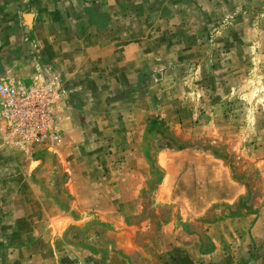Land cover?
Returning <instances> with one entry per match:
<instances>
[{
  "label": "rangeland",
  "instance_id": "rangeland-1",
  "mask_svg": "<svg viewBox=\"0 0 264 264\" xmlns=\"http://www.w3.org/2000/svg\"><path fill=\"white\" fill-rule=\"evenodd\" d=\"M12 78L52 84L60 139L28 153L0 128V264L106 263L117 234L80 222L72 196L73 172L104 173L105 157L209 148L262 187L245 158L264 156V0H0ZM59 213L81 225L63 229Z\"/></svg>",
  "mask_w": 264,
  "mask_h": 264
},
{
  "label": "crops",
  "instance_id": "crops-1",
  "mask_svg": "<svg viewBox=\"0 0 264 264\" xmlns=\"http://www.w3.org/2000/svg\"><path fill=\"white\" fill-rule=\"evenodd\" d=\"M257 153L245 160L260 171L261 189L257 177L238 176L209 148L157 147L151 161L143 153L105 157L104 173L73 172V207L83 224L98 217L117 234L105 264H264V156ZM161 203L171 214L154 222L147 210ZM57 218L63 229L79 222Z\"/></svg>",
  "mask_w": 264,
  "mask_h": 264
},
{
  "label": "built area",
  "instance_id": "built-area-1",
  "mask_svg": "<svg viewBox=\"0 0 264 264\" xmlns=\"http://www.w3.org/2000/svg\"><path fill=\"white\" fill-rule=\"evenodd\" d=\"M55 88L26 85L0 79V128L4 139L30 153L37 145L56 144L60 137L55 126Z\"/></svg>",
  "mask_w": 264,
  "mask_h": 264
},
{
  "label": "trees",
  "instance_id": "trees-1",
  "mask_svg": "<svg viewBox=\"0 0 264 264\" xmlns=\"http://www.w3.org/2000/svg\"><path fill=\"white\" fill-rule=\"evenodd\" d=\"M179 148H182V147H179Z\"/></svg>",
  "mask_w": 264,
  "mask_h": 264
}]
</instances>
